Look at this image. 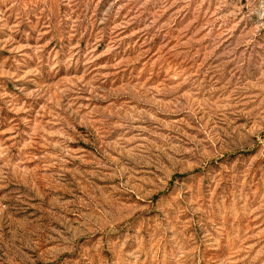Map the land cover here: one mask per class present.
Wrapping results in <instances>:
<instances>
[{"label":"rangeland","instance_id":"1","mask_svg":"<svg viewBox=\"0 0 264 264\" xmlns=\"http://www.w3.org/2000/svg\"><path fill=\"white\" fill-rule=\"evenodd\" d=\"M0 264H264V0H0Z\"/></svg>","mask_w":264,"mask_h":264}]
</instances>
